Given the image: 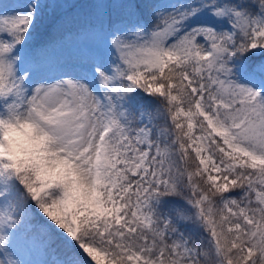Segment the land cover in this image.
I'll use <instances>...</instances> for the list:
<instances>
[{
	"label": "snow or ice",
	"instance_id": "1",
	"mask_svg": "<svg viewBox=\"0 0 264 264\" xmlns=\"http://www.w3.org/2000/svg\"><path fill=\"white\" fill-rule=\"evenodd\" d=\"M0 264H264V0H0Z\"/></svg>",
	"mask_w": 264,
	"mask_h": 264
},
{
	"label": "trees",
	"instance_id": "2",
	"mask_svg": "<svg viewBox=\"0 0 264 264\" xmlns=\"http://www.w3.org/2000/svg\"><path fill=\"white\" fill-rule=\"evenodd\" d=\"M40 37H42V39L44 40V39L47 38V34H46V33H41V34L37 37V42L39 41ZM142 98H145V96H143ZM142 98H141V99H142ZM160 105H161V104H160ZM161 106L163 107V105H161ZM155 108H156V106H155L153 109H155ZM157 123H158L159 126H165V121H164L163 119L157 121Z\"/></svg>",
	"mask_w": 264,
	"mask_h": 264
},
{
	"label": "rangeland",
	"instance_id": "3",
	"mask_svg": "<svg viewBox=\"0 0 264 264\" xmlns=\"http://www.w3.org/2000/svg\"><path fill=\"white\" fill-rule=\"evenodd\" d=\"M145 99L148 101L152 100V99H157L158 101H160L158 98H153V97H149V96H145ZM142 104H144L146 107H148V102L142 103ZM28 258L33 259V260H39L36 256V253H32Z\"/></svg>",
	"mask_w": 264,
	"mask_h": 264
}]
</instances>
